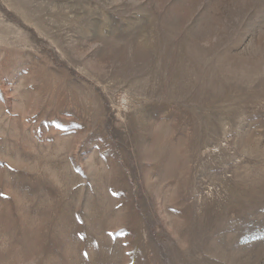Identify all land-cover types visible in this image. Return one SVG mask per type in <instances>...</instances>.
Returning a JSON list of instances; mask_svg holds the SVG:
<instances>
[{
    "label": "rangeland",
    "instance_id": "1",
    "mask_svg": "<svg viewBox=\"0 0 264 264\" xmlns=\"http://www.w3.org/2000/svg\"><path fill=\"white\" fill-rule=\"evenodd\" d=\"M0 264H264V0H0Z\"/></svg>",
    "mask_w": 264,
    "mask_h": 264
}]
</instances>
